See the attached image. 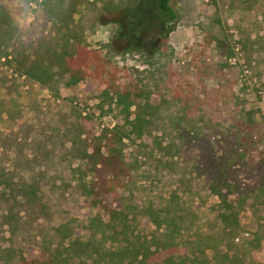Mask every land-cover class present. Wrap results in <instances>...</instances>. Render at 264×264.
Wrapping results in <instances>:
<instances>
[{
    "label": "rangeland",
    "instance_id": "rangeland-1",
    "mask_svg": "<svg viewBox=\"0 0 264 264\" xmlns=\"http://www.w3.org/2000/svg\"><path fill=\"white\" fill-rule=\"evenodd\" d=\"M42 1H10L20 29L40 16ZM121 2L122 7L111 9ZM170 3L179 19L166 38L169 18L156 0H86L77 6L73 22L52 31L57 51L75 45L87 56L96 54L88 60L85 78L75 84H69L67 73L43 86L22 74L13 60L0 59V175L12 173L5 156L7 138L23 143L28 152L23 141L42 133L65 139L66 127L86 129L82 136L110 135L121 128L118 132L127 136L117 144L119 181L93 170L88 158L69 154L51 163L55 188L46 185L44 198L58 220L77 228L89 224L95 210L82 196L79 203L85 207L75 204L77 186L84 183L98 191L102 173L104 189L111 192L101 193L102 204L136 217L148 238L158 231L148 210L169 211L179 220L180 238L204 250L211 264H264V0ZM53 69L59 71L57 65ZM115 88L130 90V99L140 102L159 100L162 114L156 128L141 138L131 132L128 122L134 114L127 120ZM186 95L193 97L189 106L183 105ZM159 143H180L183 158L172 150L166 156L172 167L161 165ZM213 185L229 199L244 201L236 228L219 221ZM41 237L28 252L40 256L59 244L58 238ZM74 262L91 264L84 258Z\"/></svg>",
    "mask_w": 264,
    "mask_h": 264
},
{
    "label": "trees",
    "instance_id": "trees-1",
    "mask_svg": "<svg viewBox=\"0 0 264 264\" xmlns=\"http://www.w3.org/2000/svg\"><path fill=\"white\" fill-rule=\"evenodd\" d=\"M10 1L0 0V59L13 60L22 74L43 86L52 82L56 74L64 76L68 73L69 84L84 79L88 60L96 57V54L87 56L75 45H65L62 51H57L52 48V31L71 24L77 6L85 4L86 0H43L44 9L40 16L25 29L18 26ZM170 1L156 0L157 8L169 18V24L163 32L165 38L174 30L179 19V13L171 6ZM120 4L112 6L111 9L117 10L124 5L122 2ZM34 32L38 33L36 38L33 36ZM54 65L59 67V71H54ZM114 91L116 101L122 105L127 120L129 115L134 114V118L128 122L131 132L141 138L156 128L158 117L162 114L159 100L140 102L130 99L128 89L119 91L115 88ZM140 92L141 90L135 94L139 95ZM191 100L193 97L186 95L183 105L189 106ZM133 105L134 109L131 110ZM117 126L118 124L113 128ZM64 130V135L68 134L65 139L61 135L49 136L43 133L38 139L31 138L28 141L26 138L23 142L30 146L28 148L31 151L28 152L23 151L24 145L18 140L6 139L9 152L5 156L11 163L12 173L0 175V264H77L74 260L82 258L90 259L91 264H211L204 250L180 238L179 220L169 211L160 214L152 208L148 210V215L158 230L148 238L138 229L137 223L140 220L136 217L129 218L124 210L109 204L103 205L101 193L108 195L111 192L110 189H104L106 182L103 179L106 175L102 173H98L102 181L101 186L97 187L98 191H95V186L84 183L77 186L80 192L75 198V204L85 207L84 203H79V196H82L88 207L95 210L89 224L78 227L84 231L81 233L70 222L58 220L44 198L46 185L52 190L55 188V182L49 173L51 163L56 159L63 161L69 154L73 158H88L92 160L93 170L106 171L112 176V180L119 181L122 167L121 149L117 144L127 136L118 131L110 135L104 132L92 136L87 132L82 136V132L87 130H78L75 126L74 132L67 127ZM58 144L66 149H60ZM91 146L94 149L89 152L88 148ZM144 146L149 147L147 143ZM181 146L180 143H159L156 150L161 154L158 158L160 164L169 162L166 156L171 155L172 150L178 159L183 158ZM149 149L154 152L155 147L151 146ZM199 157L194 156L192 159ZM168 165L169 168L172 167L170 163ZM181 171L183 173L185 170ZM212 190L220 200L219 221L228 228L239 226V214L244 201L235 202L229 199V194L222 193L220 187L215 185ZM92 193H95V197H90ZM38 235L46 240L58 238L59 244L53 249L49 246L40 256L34 255L28 252V247L35 242ZM3 243L6 245L2 247Z\"/></svg>",
    "mask_w": 264,
    "mask_h": 264
}]
</instances>
